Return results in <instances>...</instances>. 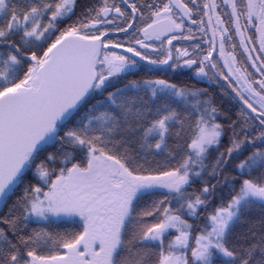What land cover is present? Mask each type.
I'll use <instances>...</instances> for the list:
<instances>
[{
  "label": "snow or ice",
  "instance_id": "6c2138e0",
  "mask_svg": "<svg viewBox=\"0 0 264 264\" xmlns=\"http://www.w3.org/2000/svg\"><path fill=\"white\" fill-rule=\"evenodd\" d=\"M0 264H264V0H0Z\"/></svg>",
  "mask_w": 264,
  "mask_h": 264
}]
</instances>
